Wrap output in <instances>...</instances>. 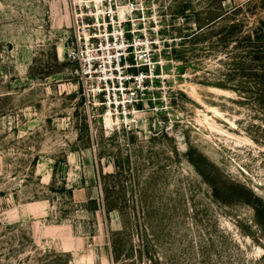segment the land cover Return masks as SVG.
I'll use <instances>...</instances> for the list:
<instances>
[{
  "label": "rangeland",
  "instance_id": "374dc122",
  "mask_svg": "<svg viewBox=\"0 0 264 264\" xmlns=\"http://www.w3.org/2000/svg\"><path fill=\"white\" fill-rule=\"evenodd\" d=\"M75 2L157 63L128 125L83 93ZM0 264H264V0H0Z\"/></svg>",
  "mask_w": 264,
  "mask_h": 264
},
{
  "label": "built area",
  "instance_id": "2783aa9c",
  "mask_svg": "<svg viewBox=\"0 0 264 264\" xmlns=\"http://www.w3.org/2000/svg\"><path fill=\"white\" fill-rule=\"evenodd\" d=\"M73 41L69 59L78 65L79 82L87 100L105 108L113 124H130L139 111L137 105L151 99L155 80L159 78L148 47L135 29L112 5L100 13L86 11L82 2H75ZM137 107V108H136Z\"/></svg>",
  "mask_w": 264,
  "mask_h": 264
},
{
  "label": "bare ground",
  "instance_id": "6f19581e",
  "mask_svg": "<svg viewBox=\"0 0 264 264\" xmlns=\"http://www.w3.org/2000/svg\"><path fill=\"white\" fill-rule=\"evenodd\" d=\"M123 14V9H121L120 10V15H122ZM200 86H202V85H200ZM208 107V109L210 110V111H213L215 114H219V112H218V110H216L214 107H212V106H207ZM199 112H201L202 114H204L205 116H206V122L208 123V124H210V119H209V115H208V113H206L205 111H203V110H199ZM108 119V121H110V122H112V118L110 117V115L107 117Z\"/></svg>",
  "mask_w": 264,
  "mask_h": 264
},
{
  "label": "trees",
  "instance_id": "16d2710c",
  "mask_svg": "<svg viewBox=\"0 0 264 264\" xmlns=\"http://www.w3.org/2000/svg\"><path fill=\"white\" fill-rule=\"evenodd\" d=\"M237 5H234L233 7H231V9H233L231 12L232 13H234L236 10H237V8H239V7H236ZM229 10H226V12H228ZM223 14H219V15H217V16H215V19L216 18H218V17H221V19L222 18H224L226 15H228V13H225V15L224 16H222Z\"/></svg>",
  "mask_w": 264,
  "mask_h": 264
}]
</instances>
